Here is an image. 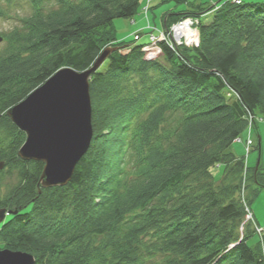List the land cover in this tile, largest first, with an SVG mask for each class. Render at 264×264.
<instances>
[{"label": "trees", "instance_id": "16d2710c", "mask_svg": "<svg viewBox=\"0 0 264 264\" xmlns=\"http://www.w3.org/2000/svg\"><path fill=\"white\" fill-rule=\"evenodd\" d=\"M174 1L186 7L165 14L163 32L194 18L199 45L159 41L147 61L148 39L118 40L113 25L133 22L142 0H0V19L15 21L0 33V185L15 180L0 191V249L34 264H264L245 221L264 171L231 152L247 115L264 117V1ZM106 48L89 80L90 148L65 186L43 188V164L19 158L26 135L7 112Z\"/></svg>", "mask_w": 264, "mask_h": 264}, {"label": "water", "instance_id": "95a60500", "mask_svg": "<svg viewBox=\"0 0 264 264\" xmlns=\"http://www.w3.org/2000/svg\"><path fill=\"white\" fill-rule=\"evenodd\" d=\"M112 50L103 51L88 71H58L7 112L26 135L19 158L43 164L41 187L65 186L88 152L93 137L89 80ZM3 167L0 164V171ZM5 215V211L0 212V224ZM0 264H34V258L20 251L0 250Z\"/></svg>", "mask_w": 264, "mask_h": 264}, {"label": "rangeland", "instance_id": "374dc122", "mask_svg": "<svg viewBox=\"0 0 264 264\" xmlns=\"http://www.w3.org/2000/svg\"><path fill=\"white\" fill-rule=\"evenodd\" d=\"M148 2L151 0H147ZM191 2H194L195 4H202L203 8H210L212 7L214 4H218V6L221 5V3H219V0H190ZM238 3L233 2L235 4H239L241 1L240 0H236ZM23 1H20V3ZM17 6V4L14 6L15 8H12L10 11L11 16L15 15L16 11L19 9L20 6ZM152 5H154V7L148 12V18H149V24L148 26L151 27V31L143 32L141 31L143 28L147 27V20L144 19L143 16V9L142 7L139 9V13L137 16H135L134 21L136 22L134 25L132 24V21L127 20V19H121V20H116L114 22V28L116 31V38L118 40L121 39H126V40H130V39H134L135 40V36H139V33H143L146 36H142L139 43L140 42H144L147 38H148V34L149 33H155V35H157L159 32H162L163 27L161 24V17L163 14H166L168 12H170L171 10L177 11V10H182L184 9L185 3H176V1L174 0H165L163 2H161V0H154V2L152 3ZM15 17V16H14ZM191 19L195 20L194 18H187V19H183L181 21H178L177 23L171 25V27H173L174 25H177L178 23H183L185 20ZM210 20V16L208 17H203L202 21L203 22H208ZM15 25V21L14 20H10V19H0V33L2 32H6L8 30H10L13 26ZM170 27V28H171ZM194 29H197L198 32V45H199V31L198 28L195 26ZM139 39V37H138ZM137 39V40H138ZM136 40V41H137ZM138 42V41H137ZM1 43H0V48H1ZM110 49V48H106L105 50ZM104 50V51H105ZM103 53V52H102ZM161 57V55H160ZM144 59L147 61H153L150 59H146L145 55H144ZM158 59V58H157ZM156 59V60H157ZM250 115V114H249ZM247 115L246 117V126L251 125L252 126V130H251V140L253 141V146L251 148V152L247 155L246 158V163H248V158L249 159V164H251L252 167H255L257 164L260 165L261 169H263L264 171V117L261 116H254V115ZM256 125V127H255ZM248 129H245V131L241 134V138L243 140V142L247 139V134H248ZM235 142L237 144L236 147H241V151L243 152V156H245V151H244V146L239 142H237V139L235 140ZM242 145V146H241ZM250 156V157H249ZM212 174L215 177L216 181H219L221 179L222 176V169H213L212 170ZM14 179L13 178H7L5 179V181L2 182V184L0 185V191L3 192L5 190L6 187H8V185H13L14 184ZM246 184V176L243 175V179H242V185L244 186ZM255 185V184H254ZM256 187V185H255ZM251 214L253 216V220H251V224L252 227H255L256 225H254V223H256L255 219L257 220V222L259 224H257L260 228H262L263 230V241H260L261 246H264V189H260L257 196L254 198L252 204H251ZM6 216V215H5ZM259 241V237L257 235H254L251 239H249L248 244L250 246H255L257 244V242ZM0 250H8L11 252H16L10 249H0ZM264 253V251H263Z\"/></svg>", "mask_w": 264, "mask_h": 264}, {"label": "built area", "instance_id": "2783aa9c", "mask_svg": "<svg viewBox=\"0 0 264 264\" xmlns=\"http://www.w3.org/2000/svg\"><path fill=\"white\" fill-rule=\"evenodd\" d=\"M232 2L238 3L236 0H231ZM185 26V27H183ZM195 26L197 27V21L188 19L185 20L183 23H178L177 25H174L171 27L168 32H159L157 35L155 33H149L148 34V45H146L142 51L145 55L146 59L150 60H155L157 59L162 53L160 48L157 46V43L159 41H168L170 46H198V32L197 29H194ZM183 28L186 31V35L183 34V30L180 32L178 29ZM138 39V36H135V40ZM250 116V115H249ZM248 129V134H247V139L243 142L244 145V151H245V157L250 153L251 148H252V140H251V130L252 126L249 125L247 126ZM237 142L241 143L242 139L238 138ZM246 165V164H245ZM243 186V185H242ZM241 195V200L244 203V196L245 193H240ZM245 205V203H244ZM253 220V216L251 214V210L245 207V221L246 222H251ZM256 225V224H254ZM242 229V228H241ZM255 235L259 237V241H263V230L259 226H255ZM263 261H264V253H263Z\"/></svg>", "mask_w": 264, "mask_h": 264}, {"label": "crops", "instance_id": "0c3cea01", "mask_svg": "<svg viewBox=\"0 0 264 264\" xmlns=\"http://www.w3.org/2000/svg\"><path fill=\"white\" fill-rule=\"evenodd\" d=\"M163 1H165V0H161V2H163ZM241 2H243V3H251V2H262V1H264V0H240ZM154 2V0H151V2H150V6L149 7H151V9L154 7V5H152V3ZM146 4H147V0H142V2H141V6H142V9H144L145 7H146ZM150 9V10H151ZM149 10V11H150ZM148 11V12H149ZM172 11H174V10H171L170 12H172ZM143 13V16H144V19L145 20H147L146 22H147V27H145V28H143L141 31H143V32H148V31H150L151 30V27L150 26H148V24H149V18H148V14L149 13ZM167 14V13H166ZM164 16H165V14H163L162 15V17H161V24H162V27H163V29L162 30H164V21H165V18H164ZM136 22L133 20V22H132V24L134 25ZM142 36H146L145 34H143V33H139V39H138V41H140V39H141V37ZM145 42H147V39L144 41V42H140V43H145ZM255 127H256V125H255ZM242 139V138H241ZM252 143H253V141H252ZM235 144H237L236 142H234L233 143V145L231 146V152L237 157V158H241V157H244L242 154H243V152H240L241 151V147H236V145ZM238 144H240V143H238ZM241 144L243 145V140H242V142H241ZM241 145V146H242ZM244 146V145H243ZM253 146V145H252ZM250 157V156H249ZM246 158H247V156H246ZM249 159L250 158H248V163H246L247 164V166L249 167V168H252V166H251V164H249ZM257 166V165H256ZM255 221H256V223L257 224H259L258 222H257V220L255 219Z\"/></svg>", "mask_w": 264, "mask_h": 264}, {"label": "bare ground", "instance_id": "6f19581e", "mask_svg": "<svg viewBox=\"0 0 264 264\" xmlns=\"http://www.w3.org/2000/svg\"><path fill=\"white\" fill-rule=\"evenodd\" d=\"M183 27H185V26H183ZM178 30H179L180 32L183 30V31H184L183 34L186 35V31H185V29H183V28H179ZM242 192H243V193H246L245 186H242V187H241V189H240V193H242Z\"/></svg>", "mask_w": 264, "mask_h": 264}]
</instances>
